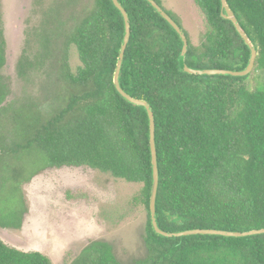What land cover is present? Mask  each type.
Masks as SVG:
<instances>
[{"label":"trees","instance_id":"16d2710c","mask_svg":"<svg viewBox=\"0 0 264 264\" xmlns=\"http://www.w3.org/2000/svg\"><path fill=\"white\" fill-rule=\"evenodd\" d=\"M193 1L208 29L198 45L185 31L186 63L195 68H244L250 49L232 22L221 17L220 0ZM227 1L256 47L254 68L264 70V0ZM120 2L131 25L120 84L130 95L146 100L155 119L159 226L168 231L264 228V88L246 86L250 74L182 71L178 63L182 42L173 27L147 0ZM59 34L61 30L53 26L41 46L56 47ZM123 36V17L111 0L86 1L63 35L61 74L69 86L65 104L48 113L34 106L3 104L8 88L0 75V165L9 156L36 153L50 167L88 166L141 183L148 214L147 255L132 264H264V233L163 237L154 232L148 114L125 100L113 83ZM71 45L80 60L75 72L67 62ZM5 62L0 30V71ZM21 167L12 168L17 183ZM0 264L53 263L39 251H24L0 240ZM69 264L121 263L108 242L92 240Z\"/></svg>","mask_w":264,"mask_h":264},{"label":"rangeland","instance_id":"374dc122","mask_svg":"<svg viewBox=\"0 0 264 264\" xmlns=\"http://www.w3.org/2000/svg\"><path fill=\"white\" fill-rule=\"evenodd\" d=\"M86 1L0 0L6 54L0 75L8 88L3 104L34 106L45 113L65 104L69 86L61 74L63 35ZM158 1L198 45L208 25L194 1ZM53 26L61 30V38L56 47L45 50L43 35ZM67 62L72 72L80 65L73 45ZM245 84L250 89L264 88V70L253 68ZM17 165L22 166L19 183L12 173ZM141 188V183L88 166L50 167L36 153L9 156L0 165V240L24 251H39L53 264H69L90 241L103 240L121 264H132L147 255L148 214Z\"/></svg>","mask_w":264,"mask_h":264},{"label":"water","instance_id":"95a60500","mask_svg":"<svg viewBox=\"0 0 264 264\" xmlns=\"http://www.w3.org/2000/svg\"><path fill=\"white\" fill-rule=\"evenodd\" d=\"M114 7L119 10L123 17L124 21V36L122 39V43L119 50L118 59L116 62L115 71L113 74V83L117 90V92L128 102L142 106L145 108L148 119H149V143H150V152H151V161H152V188L151 194L149 199V210H150V219L151 225L154 232L163 237H182L188 236L193 234H210V235H219V236H227V237H244L254 234H261L264 233V228L258 229H250L245 231L239 230H230V229H218V228H190L178 231H168L161 228L158 224L157 220V211H156V198L158 192V181H159V169H158V162H157V151H156V142H155V119L152 107L150 104L140 98H136L130 95L128 92L124 90V88L120 84V72L122 68L124 52L126 46L130 39L131 34V25H130V18L128 12L120 2V0H111ZM149 4L158 12V14L165 19L175 30L178 36L181 39L182 46L181 51L178 57V63L180 69L184 72L189 74H198V75H230L236 77H243L249 75L254 66L255 60L257 55V50L255 45L253 44L252 40L246 33V31L242 28L241 24L239 23L234 10L231 8L230 4L227 0H220V15L222 18L229 20L232 22L233 26L235 27L238 34L243 38L246 45L250 49V57L247 65L242 69H231V68H195L188 65L185 61L186 52L188 49V38L185 33V30L179 23L156 1V0H147Z\"/></svg>","mask_w":264,"mask_h":264}]
</instances>
